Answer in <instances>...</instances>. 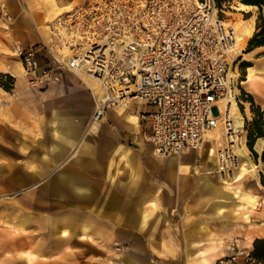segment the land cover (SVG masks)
I'll list each match as a JSON object with an SVG mask.
<instances>
[{"label":"rangeland","instance_id":"obj_1","mask_svg":"<svg viewBox=\"0 0 264 264\" xmlns=\"http://www.w3.org/2000/svg\"><path fill=\"white\" fill-rule=\"evenodd\" d=\"M81 1L73 0L69 3L68 0H37L38 14L34 15L33 19L38 25L35 33L39 37V42L49 40V35L45 36L41 28L45 20V12H51L62 3L67 5L66 8H59V11L49 15L45 21L48 24L59 13ZM218 7L221 9L219 15L223 19L234 25L237 31L238 29L245 31L244 39L237 43L233 52L230 66V72L237 81L232 115L234 118L238 117L242 125L246 156L251 161V165L253 163L256 165L255 169H251V166L246 167L251 170L241 188L248 189L249 180L256 179L250 185V192L256 199V209L249 215V219H246L243 228L230 224L218 226L215 220H210L206 225L209 229L207 233L211 234L202 242H198L202 232L196 228V220L201 218L199 211L206 203L202 198V192L198 190L199 175H182V177L178 175L174 180H168L179 190L180 204L174 212L166 214L168 218L166 222L158 221L156 216L150 213L152 210H162L157 202L159 195L149 196L150 192H142L138 189L142 183H146L155 191L157 180L150 169L154 157L148 153L147 148H141L134 151L137 160L135 165L123 166L112 159L109 150L98 148L99 139L106 135L100 120L97 130L87 132L85 135L84 140L89 142L85 146L86 156L82 161H76L69 152L63 158H51V138H18L19 132L24 134V137L31 133L28 126L30 122L33 125L32 134L42 136L41 124L48 117L44 107L47 99L42 98L37 101L33 99L32 102H27L26 106L21 105V111H25L27 118H21L26 123L19 127V118L14 119L13 112L20 109L15 103L20 98L18 92L21 89L28 88L38 92L59 84H80L86 89L87 86L80 78L70 75L63 83L58 80L45 88H31L19 58L14 54L15 44L28 45L22 43V40L27 39L28 32L25 30L14 32L10 17L7 22L0 21V264H118L120 257L132 250L137 255L154 252L165 261H172V253L169 252L180 251L182 257L189 259V264H199L202 257H205L209 264H218L219 259L231 252L229 243L234 239L238 240L240 248L248 251L251 234L247 229L252 228L254 219H256V235L264 238V159L261 158L264 149L261 152L254 149L258 137L251 147L247 145L248 136L253 135L255 126L264 134V45L248 48V39L254 33L259 12L256 6L245 5L240 0H219ZM14 62L20 66L19 77L12 75L6 69V65ZM248 66L256 68V77L244 84L243 80H246L249 73ZM92 105H94L93 101ZM91 119L92 113L90 116H84V125ZM14 130L17 133L16 138H14ZM213 132L220 134L219 130ZM100 143L104 147L103 142ZM221 145L218 144L217 148ZM205 146L207 149L212 147V144L205 142ZM39 154L48 155V160L45 162ZM168 157L170 156L164 158ZM171 157L177 158V156ZM194 159V161L188 160L189 163L199 164L201 157L195 156ZM71 165L94 170V175L81 173L78 176L84 179L86 184L87 182L99 184L100 190L97 193L102 200L109 199L112 205L109 209L100 208L101 221L96 224L99 227L98 232L89 231L90 240H77L72 236L64 238L67 242H63L53 231H50L47 219L51 217L60 220L70 214L76 221L74 223L78 224L77 221L83 218V213H91L93 210L78 205H61L58 193L49 190L50 184L60 185L55 171ZM200 170L202 171V168ZM31 192L32 196L29 199L28 194ZM239 194H242V190ZM141 198L144 201L143 210L148 216L144 224L139 227L131 221L136 209L135 204ZM147 201H152V204ZM69 202L76 204L78 201ZM126 204L132 205V210L129 207L127 209L132 212V214L129 212L128 222L133 228L128 229L125 228L127 215L123 214ZM186 213H190L188 219H184ZM175 220L182 221L184 227H190L189 231L184 233V237L182 232H179ZM148 224L149 229H147ZM141 226H144V233H141ZM163 229L168 237L164 238L161 234V238H158L156 236L158 230ZM147 230L150 232L146 233ZM167 252L169 255L166 254ZM243 260L244 256H238L235 263Z\"/></svg>","mask_w":264,"mask_h":264},{"label":"built area","instance_id":"obj_2","mask_svg":"<svg viewBox=\"0 0 264 264\" xmlns=\"http://www.w3.org/2000/svg\"><path fill=\"white\" fill-rule=\"evenodd\" d=\"M220 10L216 0H82L47 24V42L15 44L14 54L34 89L57 82L62 70L96 80L102 93L93 120L129 100L146 101L153 107L146 140L158 155H177L200 148L214 129L229 140L240 134L224 102L237 84L229 76L235 29ZM9 20L0 6V21ZM227 151L214 156L222 173L234 164ZM229 250L218 264L248 253L237 239Z\"/></svg>","mask_w":264,"mask_h":264},{"label":"crops","instance_id":"obj_3","mask_svg":"<svg viewBox=\"0 0 264 264\" xmlns=\"http://www.w3.org/2000/svg\"><path fill=\"white\" fill-rule=\"evenodd\" d=\"M72 1L73 0H68L69 3H72ZM0 6H4L10 15L12 30L14 32L24 30L28 32L27 39L22 40V43H28V45H31L39 42V37L37 36V33H35L38 25L33 19V16H37L38 14L37 0H0ZM66 6V3H62L60 7H55L51 12H45V20L41 25L42 33L45 36L49 35L47 24L45 23L46 18L59 11V8H66ZM18 38H20L19 35ZM6 69L12 75L17 77L20 76V66L17 62L6 65ZM247 70L249 73L246 80H243L244 84L250 81L248 78L250 72L256 74V68L253 66H248ZM70 75L73 74L62 70L60 72L59 82H65ZM79 78L86 84L88 90L84 85H77L74 83L72 85L64 84L65 86L62 84H53L54 86L38 92L28 88L21 89L20 92H18L20 98H18L15 103V106H18L20 109L19 111L15 110L13 112V118H19V127L21 128L22 125H25L26 121L24 119L27 118L25 111H21V105L26 106V103L32 102L33 99L36 101L42 98L47 99L45 103L46 106L44 107L48 117L45 118L42 124L39 120V124L43 126L42 136H39V134H32L33 125L30 122L28 126H30L31 133L24 137V134L22 135L19 132L18 138H51V158H63L67 156L69 152L73 154L76 161L84 160L86 156L85 146H87L89 142L84 140L86 137L85 135L87 132H95L99 123L96 127H90V122L84 125L83 120L84 116H90L92 113L94 108L92 101L94 103L101 95L102 88L95 80L86 77ZM31 105L33 104L31 103ZM152 109V105L146 101L133 99L124 104L105 110L100 119V123L102 124V128L106 132V135L104 138L99 139L100 142H103L104 147L99 142L98 148L100 150H103V148L106 151L109 150L110 157L120 162L123 166L136 164L137 160L134 154L136 149H148V153L154 157L150 169L156 176L157 184L155 191L154 189L149 188L146 183H142L138 189L142 192H150L149 196L159 195L157 202L160 204L162 210H152L150 213L156 216L158 221L166 222L168 219L166 214L171 213L172 211L174 212L175 209H178L180 204V199L178 198L179 190H177L173 184L169 183L168 180H174L178 175L179 177H182V175H199L198 190H200L199 192H202V198L206 203L203 205V209L199 211L201 218H197L196 220V228L202 232V237L198 242H202L205 237L211 234L207 233V230L209 229L206 225L207 221L210 220H215L218 226L230 224L232 226L243 228V224L246 223V220L241 217V212L243 211V205L246 204L248 198H250L251 202L254 204L248 212V217L256 209V199L250 192V185L253 181H256V179L251 178L252 180H249V183H247V185H249L248 189H241L242 194H239L241 192L240 190V192L227 197L215 196L214 188L205 180L213 182L217 180V165L214 156L218 149V144H222V142L215 143L214 140L212 141V138H215V133L211 132L206 134L207 136H204L203 144L196 150L186 149L177 155H167L170 156L168 158H164L167 156L156 155L153 152L150 143L145 138V133L149 130L147 113ZM22 117L24 118L23 121L21 120ZM16 135V130H14V138L17 137ZM205 142H210L212 147L206 149ZM254 149L257 152H261V150L264 149V137L257 138ZM171 156H177V158ZM195 156L201 157L200 163H189L188 160L194 161ZM39 157L42 160L44 159L45 162L48 160V155L46 154H39ZM254 166L256 167L255 164ZM200 168H202V171ZM81 173L94 175L95 171L88 168H79L78 166L73 165L66 166L55 171V174L60 181V185L53 186L50 184L51 186L49 190L56 194L58 193L61 199V205H78L93 208L91 213H83V218H79L77 221L78 224L74 223L76 221L70 214L63 216L60 220H55L51 217L47 219L50 231H53L63 242H67L64 238H70L72 236H75L77 240H90L88 232H98L99 227L96 224L101 221L100 208L104 207L109 209L112 205L109 199L102 200L99 193H97V191L100 190V185L95 182H87L86 184V181L78 176V174ZM48 187L46 188L47 190ZM30 196H32V192L28 194L29 199L31 198ZM70 200H77L78 202L72 204L69 202ZM147 202L152 204V201ZM143 203V198L136 202L135 213L132 215V224L139 225V227L144 224V220L146 216H148L143 210ZM128 207L132 210V205H125L123 214L127 215L125 219L126 229L132 227L128 222V215L129 212H131L130 209H127ZM218 208H220L219 211L217 210ZM189 217L190 213L184 214V219H188ZM175 224H177L179 232H182V236L184 237V233L189 231L190 227H184L180 220H175ZM143 227L144 226H141V233H144ZM147 229H149V224ZM164 231V229L158 230L156 236L161 238L162 234L164 238H166V236L168 237V235L164 234ZM247 231L251 234L247 246V250L249 251L251 248V241L256 237H259L256 235V219L253 220L252 228H248ZM148 232L150 231L147 230L146 233ZM147 237H149V234H147ZM169 253H172V261H165L163 258H160L159 255L154 254V252H148L147 255H137L132 250L120 257L118 264L190 263L187 257H182V252L180 251ZM169 253L167 252L166 254L169 255ZM199 259L200 257L198 260ZM209 259H211V257H209ZM199 264L209 263L205 257H202L199 260Z\"/></svg>","mask_w":264,"mask_h":264},{"label":"bare ground","instance_id":"obj_4","mask_svg":"<svg viewBox=\"0 0 264 264\" xmlns=\"http://www.w3.org/2000/svg\"><path fill=\"white\" fill-rule=\"evenodd\" d=\"M234 29H235V42H234V50H235L237 43H240L244 39L245 31L244 29H238L237 31V28L235 26H234ZM229 76L235 79L234 74L231 73L230 70H229ZM79 77L89 78L83 74H80ZM253 77H256V74H254L253 72H250L248 78L251 80ZM235 99H236V90L234 89V90H231V92L224 99L225 110H226V114L228 113V120H230V125H231V128L233 129V132L237 131L240 134L231 135L232 139L229 140L224 130H222L221 128H217L210 132H206L204 135V136H207L206 134L211 133L215 130H219L220 134H215L214 135L215 138H212V141L214 140L215 143L222 142V145L219 146V148H222V147L228 148L227 153H229V156H233V159H234V164L230 167L231 169L230 172L225 170L224 173H222L218 170V167H217V174H218L217 180L215 182L205 180L208 184H210L214 188L215 196H220V197H227L232 194H235V192H239L243 186V182L245 178L247 177V174L249 173L251 169L255 167L254 164L251 165V161L246 156V149H245V144H244L245 137H244L242 125L239 123V118L238 117L234 118V116L232 115V107L235 102ZM98 122H99L98 120L91 119L89 126L96 127ZM219 148L216 151L217 154L219 153L218 152ZM159 156H162V155H159ZM250 166H251V169L250 168L246 169V167H250ZM253 205L254 204L251 202V199L248 198L246 201V204L243 205V211L241 212V217L244 220L248 218V212L250 211V208L253 207ZM217 210L219 211L220 208H218Z\"/></svg>","mask_w":264,"mask_h":264},{"label":"trees","instance_id":"obj_5","mask_svg":"<svg viewBox=\"0 0 264 264\" xmlns=\"http://www.w3.org/2000/svg\"><path fill=\"white\" fill-rule=\"evenodd\" d=\"M219 4V0H216ZM245 5L256 6L258 8V16L256 18L255 30L252 36L248 39V48H254L264 45V0H240ZM264 136L261 130L255 126L253 135L248 136V147L253 145L257 137ZM264 159V154L261 156ZM235 264H264V238L256 237L251 243V248L242 262Z\"/></svg>","mask_w":264,"mask_h":264}]
</instances>
